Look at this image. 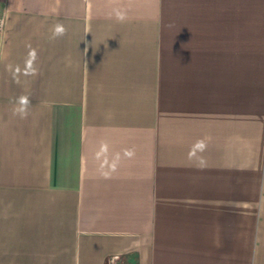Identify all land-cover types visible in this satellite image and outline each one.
Listing matches in <instances>:
<instances>
[{
	"label": "crops",
	"instance_id": "obj_1",
	"mask_svg": "<svg viewBox=\"0 0 264 264\" xmlns=\"http://www.w3.org/2000/svg\"><path fill=\"white\" fill-rule=\"evenodd\" d=\"M0 264H264V0H0Z\"/></svg>",
	"mask_w": 264,
	"mask_h": 264
},
{
	"label": "clouds",
	"instance_id": "obj_2",
	"mask_svg": "<svg viewBox=\"0 0 264 264\" xmlns=\"http://www.w3.org/2000/svg\"><path fill=\"white\" fill-rule=\"evenodd\" d=\"M64 31L65 30L62 26H57L55 35H63ZM195 147L198 148L200 151H203L206 145L203 141H198Z\"/></svg>",
	"mask_w": 264,
	"mask_h": 264
}]
</instances>
